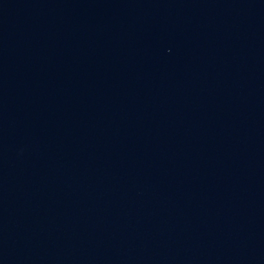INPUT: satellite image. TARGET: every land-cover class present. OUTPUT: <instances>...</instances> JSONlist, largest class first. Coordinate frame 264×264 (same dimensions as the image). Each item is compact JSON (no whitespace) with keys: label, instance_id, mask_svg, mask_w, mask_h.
<instances>
[{"label":"water","instance_id":"95a60500","mask_svg":"<svg viewBox=\"0 0 264 264\" xmlns=\"http://www.w3.org/2000/svg\"><path fill=\"white\" fill-rule=\"evenodd\" d=\"M0 264H264V0H0Z\"/></svg>","mask_w":264,"mask_h":264}]
</instances>
